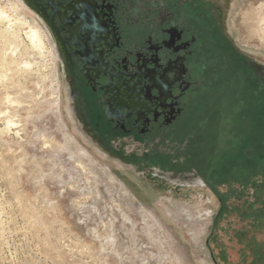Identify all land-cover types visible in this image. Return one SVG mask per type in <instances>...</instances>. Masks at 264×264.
Returning <instances> with one entry per match:
<instances>
[{"label":"flooded vegetation","instance_id":"flooded-vegetation-1","mask_svg":"<svg viewBox=\"0 0 264 264\" xmlns=\"http://www.w3.org/2000/svg\"><path fill=\"white\" fill-rule=\"evenodd\" d=\"M254 1L18 0L51 36L83 134L180 199L204 192L212 226L231 174L254 173L251 196L264 186V62L242 15Z\"/></svg>","mask_w":264,"mask_h":264},{"label":"rangeland","instance_id":"rangeland-1","mask_svg":"<svg viewBox=\"0 0 264 264\" xmlns=\"http://www.w3.org/2000/svg\"><path fill=\"white\" fill-rule=\"evenodd\" d=\"M0 6L9 16L0 21V264H264L254 173L231 174L220 189L227 216L212 226L204 192L180 199L83 134L51 36L18 0ZM248 20L258 27L254 13ZM245 35L264 62L259 37Z\"/></svg>","mask_w":264,"mask_h":264},{"label":"bare ground","instance_id":"bare-ground-1","mask_svg":"<svg viewBox=\"0 0 264 264\" xmlns=\"http://www.w3.org/2000/svg\"><path fill=\"white\" fill-rule=\"evenodd\" d=\"M257 1H259V2L261 1L262 4H260L256 8H251L249 13L248 12H244L242 15H245V17L247 19H249V15L253 14V13L257 16V25H258V27L257 28H252L251 31H249L248 33L245 32V34L247 33L249 36H251L252 34L253 35H257L259 37V41H257L258 42V43H256L257 46L256 45L255 46L257 48H264V0H257ZM257 1H254V2L256 3ZM15 8L18 9L19 7L16 6ZM5 19H9V16H8L7 12L0 6V21L1 20H5ZM26 21H27V23L30 24V28H31V30H30V34H31L30 39L33 40V41L40 40L42 38V31L38 27L32 26L31 23H30V20L28 18H25V22Z\"/></svg>","mask_w":264,"mask_h":264},{"label":"trees","instance_id":"trees-1","mask_svg":"<svg viewBox=\"0 0 264 264\" xmlns=\"http://www.w3.org/2000/svg\"><path fill=\"white\" fill-rule=\"evenodd\" d=\"M263 163V166H264V162H262ZM263 174H264V168H263ZM246 182H247V180H246Z\"/></svg>","mask_w":264,"mask_h":264}]
</instances>
